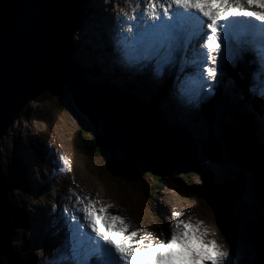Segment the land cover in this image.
<instances>
[{
    "label": "rangeland",
    "instance_id": "374dc122",
    "mask_svg": "<svg viewBox=\"0 0 264 264\" xmlns=\"http://www.w3.org/2000/svg\"><path fill=\"white\" fill-rule=\"evenodd\" d=\"M108 3H111V0H108ZM87 5L91 7L92 13L89 14V20H87L89 35L87 34L82 42V46L87 49H82L81 55L83 63L87 67L94 66V68H98V72L100 70L103 72H100L102 74L99 76H92L89 70L87 73L88 80L98 84L106 80L107 83L110 82L108 84L110 86H112L111 84L115 86H122L123 84L125 87L131 88L128 90L133 95H138L148 104L154 97V99L159 97L157 106L158 109L161 107L162 110L160 111L162 115L166 116L167 122L173 126L178 124L176 122L189 124L193 133L197 135L196 138L201 137L202 141L201 134L210 136V139L207 138L208 140H206L208 143L204 140V143L198 148L197 142L195 143L196 151L198 150L197 154L200 155L198 159V162L201 161L198 163L200 168L178 171L199 190L197 193L193 190L195 194L193 196L188 195V193L183 194L169 184L163 185L162 181H156L148 172L147 167L145 169L143 165H135L128 159H115L112 154L100 158L88 157L84 153L86 151L84 144L90 141V135L84 134L86 137L84 143L80 130L86 128L93 134L94 132L101 133L102 125L98 124V119L93 118L85 108L76 104L73 99L66 102L59 97L44 96L42 99L29 103L23 111L21 119L11 130V134L5 137L4 145L0 148L3 150L2 155H0V169L4 181L9 183L6 188L7 207L10 214L8 220L6 219L7 229L8 225L13 222L16 223L15 235L11 242L13 253L10 264H40L42 262L41 253L45 256V264H50L52 253L57 245L53 241L49 242L46 239L41 240V238L48 235H51V239L57 238L59 229L51 230L50 218L46 215L48 211L52 212L51 210L55 207L53 200H61L62 202L66 200L68 189L90 199L96 198L105 205H113L112 208L108 209L109 214L121 216L130 225V229H142V235L152 233L154 239L159 237V233L176 219H191L193 223L202 222L200 223L201 230H206L209 233L206 239L215 240L219 245L230 250L235 246L240 254L244 252L240 251L243 247L247 251L246 255H241L244 264H258L262 260V256L257 259L259 255L254 251V247H251V244L256 241L251 224L250 226L247 223L244 224L246 228V233H244L241 230L244 228L240 224L239 218L234 219L233 216H229V220L234 219L232 222L234 231L232 235L228 234L225 220L221 215H218L221 214L219 206L223 208V200H217V204L215 203L218 194L229 193L219 190V188H225L226 185L237 199L241 197L245 199L246 197L247 200H245L254 209L257 206L252 198L258 200L259 208H257L264 217V195L258 185L260 174L257 173L256 167L254 172L250 171V176V173L244 171V167L238 161L228 162L226 160V141L223 138V130L226 127L224 122L225 110L219 107L220 104L217 105L218 96L209 104L212 106H208V110L201 109L202 104L200 103H197L193 108L195 112L182 113L179 107L169 109L170 104L175 102L177 98L172 94V90H169L170 95L168 93L160 98L163 92L161 90L167 83L166 79L162 84H155L149 80L147 74L132 76L128 69L118 67L117 63L111 64L110 61H103L104 56L108 55H102L99 49H95L99 45V40L98 37L95 38L91 35V30L93 29L92 25L95 27L101 24L100 20L98 23L96 22V18L100 14L97 10L105 13L106 7L100 6L98 0H89ZM94 11L95 13H93ZM82 31L81 36L85 37L84 28ZM89 45L91 49L87 51ZM228 66L232 67L233 72L238 70L235 68L236 65ZM115 67L125 74L122 73L118 77H116L117 75L114 76L112 71ZM125 82H128L129 85ZM203 110L205 113H209L206 116L209 119L208 127L202 121L191 120V118L198 116L196 112L199 111L202 114ZM173 113L177 114L180 121L175 122L174 119L170 118V114ZM194 127H197L196 131L193 130ZM257 133L261 134L264 141V128L259 129ZM16 143H18L17 146ZM244 146L246 145L244 144ZM60 157L68 161L67 167L64 166ZM224 161L228 164L226 165L228 171L225 172L222 169L221 172L223 173L218 174L214 170L225 167ZM12 170L16 171L14 176ZM262 178L264 180V176ZM12 179L16 184L10 181ZM78 179H82V182H79ZM225 181L226 184L223 183ZM46 185H49V188H45L43 191L49 192L41 193L40 189ZM157 185H161V187L158 188ZM237 185L241 195L236 192L235 187ZM240 185H243L246 196L239 187ZM247 188H252V194H249ZM35 192H39L36 193L37 197ZM203 194H209L210 200ZM57 205L59 207V203ZM173 211L183 213V215L178 218L173 217L171 215ZM6 217H8L7 214ZM254 217L261 224L263 223L257 212ZM33 223L38 226L37 230ZM26 240L28 243L23 247V241ZM240 240L246 243L245 247L240 244ZM39 245L42 249L41 252L38 251ZM254 257L257 260H254Z\"/></svg>",
    "mask_w": 264,
    "mask_h": 264
},
{
    "label": "snow or ice",
    "instance_id": "6c2138e0",
    "mask_svg": "<svg viewBox=\"0 0 264 264\" xmlns=\"http://www.w3.org/2000/svg\"><path fill=\"white\" fill-rule=\"evenodd\" d=\"M137 7L140 11L132 15L121 12L115 38L109 41L110 58L130 74H147L153 83L162 84L177 58L186 59L190 51L187 62L193 71L173 89L175 96L189 101L212 97L225 67L245 56L258 54L264 75V0H137L133 9ZM248 44L255 45V53L244 47ZM260 87L264 91V79ZM259 111L264 114V103ZM60 160L67 167L68 161ZM73 198L74 214L69 217L66 206L61 215L78 223L74 232L64 233L50 264H244L235 246L230 250L206 239L209 233L201 230L202 222L176 219L154 239L152 233L130 230L121 216L109 214L113 205L98 207V200L68 189L65 199Z\"/></svg>",
    "mask_w": 264,
    "mask_h": 264
},
{
    "label": "water",
    "instance_id": "95a60500",
    "mask_svg": "<svg viewBox=\"0 0 264 264\" xmlns=\"http://www.w3.org/2000/svg\"><path fill=\"white\" fill-rule=\"evenodd\" d=\"M87 3L88 0H0V145L26 106L47 93L66 102L73 99L98 119L103 136L99 144L110 150L102 156L112 154L115 159H128L145 169L146 164L154 176L161 177L194 168V150L197 163L198 157L189 132L187 135L165 121L167 125L138 97L111 89L116 87L110 85L107 86L111 88L92 84L86 78L87 71L76 57V36L84 24ZM239 148L232 140L229 149L236 150L237 159L245 155ZM6 195L0 175V264H7L12 253L6 226ZM217 200H223L218 215L225 220L226 228L228 222L230 235L237 217L244 233L247 223L256 234L252 217L242 210L235 196L218 194L216 204ZM229 216L234 219L229 220ZM240 244L246 246L243 240Z\"/></svg>",
    "mask_w": 264,
    "mask_h": 264
},
{
    "label": "trees",
    "instance_id": "16d2710c",
    "mask_svg": "<svg viewBox=\"0 0 264 264\" xmlns=\"http://www.w3.org/2000/svg\"><path fill=\"white\" fill-rule=\"evenodd\" d=\"M89 13H87V15H88ZM82 41H83V38L81 39V37H78L77 38V40H76V48H77V59H78V61L79 62H81L82 64H83V58H82V55H81V50H82ZM241 65H242V63H240ZM91 72L92 73H94V74H98V72H97V67H95V68H92L91 69ZM119 75H117L116 77H118ZM100 84V83H99ZM101 84H103V85H106L105 83H101ZM241 88H242V85H240V86H236L235 87V93H236V95H238V92L241 90ZM49 94H45L44 96H48ZM44 96H41L39 99H42V97H44ZM38 99V100H39ZM221 99V98H220ZM222 101H225L226 100V96L225 95H223V97H222V99H221ZM222 103V102H221ZM223 104V103H222ZM223 106H225L224 104H223ZM243 116H244V119L246 120V122L248 123V124H250L249 123V121H248V118H247V116H246V114L245 113H243ZM179 123V122H178ZM243 123H244V127L246 128V124H245V122L243 121ZM251 125V124H250ZM249 125V127L251 128V126ZM89 133H91V132H89V130H87V129H81L80 130V134H81V136H82V139H83V142L85 143V140H86V137L84 136V134L86 135V136H88V135H90V141L88 142V143H85L84 145H85V148L87 147V150L88 151H84V153H85V155H88V156H90L91 158L92 157H101L103 154H107V153H109V151L110 150H108V148L105 146V147H103V146H101L99 143H101L102 144V137L103 136H101V134L100 133H96V132H94V134L93 133H91V134H89ZM201 143H204L203 141L201 142ZM204 146V145H203ZM258 149L260 150V151H264V148H259L258 147ZM85 150V149H84ZM259 158H260V156H259ZM259 158H258V160H259ZM257 160V161H258ZM257 163V165L255 166L257 169H259L260 170V168L262 169V167L260 166V164H258V162H256ZM258 173V172H257ZM259 174H261V173H259ZM154 178H156V179H160L161 180V178H157V176H154ZM261 179V181L263 182V184H264V180H263V178H260ZM162 183L164 184V183H166V184H169V185H171L173 188H175L176 190H178V191H180V192H182L183 194H187L188 193V195H191V196H193V195H195L194 193H193V190H195L196 191V193H197V191L199 190V189H197V187L196 186H194L189 180H186L185 178H184V176H183V174H181L180 172L178 173V175H176V178H173V179H162ZM260 181V182H261ZM5 186H6V188H7V185L5 184ZM144 186H146L147 187V185H144ZM160 187H161V185H159ZM163 188V187H162ZM208 199V198H207ZM210 199V198H209ZM248 209V207L244 204V202L242 201V210L243 211H245V213L247 212V214H249V216H251L250 215V213H249V211L247 210ZM9 213H8V217H7V220H8V218H9ZM245 216H246V214H245ZM16 223L15 222H13L12 224H10V225H8V230L10 231V240H12V238H14V235H15V233H14V229H16ZM228 229H230V227H229V224H228V222H227V228H226V230H227V233H229L228 232ZM28 243V241L26 240V241H23V247L26 245ZM256 248H257V250L259 251V253H260V256H262V260H261V264H264V240H259L258 241V245H256Z\"/></svg>",
    "mask_w": 264,
    "mask_h": 264
},
{
    "label": "bare ground",
    "instance_id": "6f19581e",
    "mask_svg": "<svg viewBox=\"0 0 264 264\" xmlns=\"http://www.w3.org/2000/svg\"><path fill=\"white\" fill-rule=\"evenodd\" d=\"M89 1V0H88ZM112 3V2H111ZM137 3V0H130L129 2H127V3H123L122 4V6L124 7V8H126V9H129V10H134L133 9V5L134 4H136ZM135 9H138V7L137 8H135ZM97 12L98 13H100L101 11L100 10H97ZM106 17H108V15L106 14L105 15ZM117 23H118V21H117ZM258 23H260V22H258ZM257 23V24H258ZM205 28H206V26H205ZM110 31V30H109ZM111 32V31H110ZM112 33V32H111ZM95 38L97 37V36H94ZM114 37H115V35H114ZM93 38V37H92ZM255 47V46H254ZM250 49V48H249ZM107 57L108 56H104V62H106V61H108L107 60ZM102 58V57H101ZM101 58H100V61H101ZM177 60H179L178 61V64L177 65H179L180 63H181V61H182V59L181 58H177ZM102 62V61H101ZM235 68H238V70L240 69V67H238V66H236ZM252 68H251V65H249V70H251ZM238 70L237 71H235V72H238ZM132 76H136V75H133L132 74ZM150 80V79H149ZM151 81V80H150ZM124 89V88H123ZM212 97H214V95L212 96ZM154 99V98H153ZM151 100V102H150V104L152 105V107L156 110V111H159V109H158V106H156V104H154L153 103V101L154 100ZM184 104V100H182V99H180V98H177L176 100H175V102H173V103H171L170 104V107H169V109H171V108H176V107H179L178 105H180V106H182ZM197 103L196 102H194V104L193 105H191V106H189V109L190 108H194L195 107V105H196ZM157 108H156V107ZM161 112V111H160ZM159 112V113H160ZM164 113H166L165 111H164ZM161 114H162V112H161ZM168 114V113H167ZM169 115V114H168ZM170 118H172V119H174V121L176 122V121H180V120H178V118H177V114L176 113H173V114H170ZM196 118H197V116H195L194 118H191V120H196ZM190 120V121H191ZM196 122H198V121H196ZM189 127H190V125L189 124H187ZM191 128V127H190ZM193 130H197V127H194L193 128ZM261 130V129H260ZM190 133V132H189ZM192 133L193 132H191L190 134H191V136L193 137L194 135H192ZM60 140V139H59ZM204 141V140H203ZM206 141V140H205ZM199 142V141H198ZM198 142H197V148L198 147H200V143L198 144ZM207 142V141H206ZM250 143V142H249ZM249 143L248 142H244L243 144H245L246 146H245V148L246 149H249V147H247V146H249ZM59 146V145H58ZM60 147V146H59ZM250 149L251 150H255V151H257V152H253L252 154H251V157L252 158H256V160L259 158V157H257V153H258V151H260L259 149H258V147H256V146H253V143H250ZM3 151V150H2ZM197 153H198V150H197ZM242 154L244 153V152H241ZM244 155V154H243ZM197 156H198V154H197ZM199 159V158H198ZM250 159V158H249ZM223 160V159H222ZM201 162V161H200ZM200 162H198V163H200ZM224 163H225V161H224ZM250 163H251V160H250ZM219 165V164H218ZM146 167H147V170L149 171V168H148V166L146 165ZM217 167H219V166H217ZM3 168V167H2ZM222 169H224V170H226V171H228V167L225 165V167H220V169L218 170V169H216V170H214L215 172H217L218 174H221V171H223ZM9 171V170H8ZM179 170H177V171H175V173L173 174V176L172 177H168V176H163V177H161V176H157V178H161V180L160 179H156L155 178V180L156 181H162V179H173V178H176V175H178V172ZM256 171L258 172V173H260V170L259 169H257L256 168ZM12 172H13V176H14V174H15V172L16 171H13L12 170ZM149 173L154 177V175L149 171ZM223 173V172H222ZM12 183H14V180L12 179V180H10ZM78 181L79 182H82V179H78ZM163 182V181H162ZM4 183L6 184V185H9V183H6L5 181H4ZM253 183V182H252ZM14 184H16V183H14ZM164 184H166V183H164ZM163 184V185H164ZM254 184V183H253ZM157 187L158 188H160V186L159 185H157ZM244 188V187H243ZM5 189H6V186H5ZM245 190H246V186H245ZM247 191L249 192V194H252V188H247ZM6 192H7V190H6ZM206 198H210V196H209V194H203ZM10 197V196H9ZM255 201V205L259 208V201L258 200H255V199H253L252 198V201ZM256 207V208H257ZM208 215V214H207ZM212 230V229H211ZM253 245V244H252ZM252 247V246H251ZM249 248V246L247 247V249ZM240 251H244L241 255H246L247 254V251L246 250H244V248L243 247H241V250Z\"/></svg>",
    "mask_w": 264,
    "mask_h": 264
}]
</instances>
